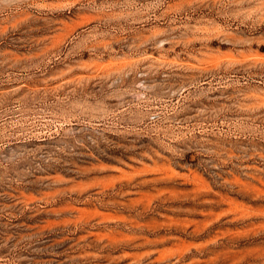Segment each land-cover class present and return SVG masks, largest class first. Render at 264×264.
Segmentation results:
<instances>
[{
    "label": "rangeland",
    "instance_id": "374dc122",
    "mask_svg": "<svg viewBox=\"0 0 264 264\" xmlns=\"http://www.w3.org/2000/svg\"><path fill=\"white\" fill-rule=\"evenodd\" d=\"M0 264H264V0H0Z\"/></svg>",
    "mask_w": 264,
    "mask_h": 264
}]
</instances>
